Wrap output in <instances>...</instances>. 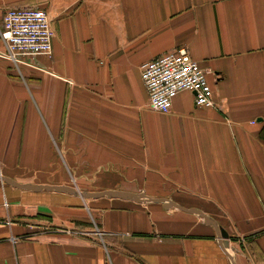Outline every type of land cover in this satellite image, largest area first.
I'll use <instances>...</instances> for the list:
<instances>
[{"label": "crops", "instance_id": "1", "mask_svg": "<svg viewBox=\"0 0 264 264\" xmlns=\"http://www.w3.org/2000/svg\"><path fill=\"white\" fill-rule=\"evenodd\" d=\"M22 7L55 37L0 54V264H264V0H0V31ZM180 48L216 106L151 109L142 65ZM107 190L200 208L228 238L164 201L82 195Z\"/></svg>", "mask_w": 264, "mask_h": 264}, {"label": "built area", "instance_id": "2", "mask_svg": "<svg viewBox=\"0 0 264 264\" xmlns=\"http://www.w3.org/2000/svg\"><path fill=\"white\" fill-rule=\"evenodd\" d=\"M0 37L5 44L0 54L19 63L24 57L51 55L55 31L46 9L10 8L3 17ZM141 74L150 107L155 111L169 112L175 98L183 91L191 92L199 106H216L207 71L187 48L152 58L142 65Z\"/></svg>", "mask_w": 264, "mask_h": 264}, {"label": "water", "instance_id": "3", "mask_svg": "<svg viewBox=\"0 0 264 264\" xmlns=\"http://www.w3.org/2000/svg\"><path fill=\"white\" fill-rule=\"evenodd\" d=\"M5 182L15 185L17 187L25 188V189H32V190H41V189H46V190H57V191H68V192H74L76 188L71 185H50V184H35V183H21L12 177L9 176H2ZM84 197H91V196H97V195H108V196H113V197H122V198H134L139 201L143 200H160L164 201V206L166 208H170L172 206H176L184 211L192 212V213H198L202 214L206 223H212L215 225L218 229V233L224 237L228 238V232L224 228H218L217 222L211 218L208 214H206L202 209L200 208H187L184 206H181L178 203H175L169 199H154L149 196H147L145 193H133V192H128V191H119V190H107V191H99V192H84L82 193Z\"/></svg>", "mask_w": 264, "mask_h": 264}]
</instances>
